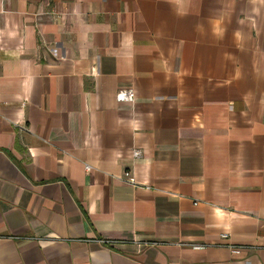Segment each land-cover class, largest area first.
Instances as JSON below:
<instances>
[{
	"label": "crops",
	"instance_id": "0c3cea01",
	"mask_svg": "<svg viewBox=\"0 0 264 264\" xmlns=\"http://www.w3.org/2000/svg\"><path fill=\"white\" fill-rule=\"evenodd\" d=\"M0 264H264V0H0Z\"/></svg>",
	"mask_w": 264,
	"mask_h": 264
},
{
	"label": "built area",
	"instance_id": "2783aa9c",
	"mask_svg": "<svg viewBox=\"0 0 264 264\" xmlns=\"http://www.w3.org/2000/svg\"><path fill=\"white\" fill-rule=\"evenodd\" d=\"M115 98L117 102L132 103L135 98V93L133 89H120L116 92ZM132 153H133L132 154L133 158L135 159L140 158L141 156V152L139 150H133ZM85 170L90 171V167L87 164H85ZM124 175H125V181L127 183H129L132 186L136 185L134 179L129 175L128 172H126ZM223 237L225 238L226 235L223 234ZM229 248L231 249L232 252H237L239 250V248H236L234 246H229Z\"/></svg>",
	"mask_w": 264,
	"mask_h": 264
}]
</instances>
